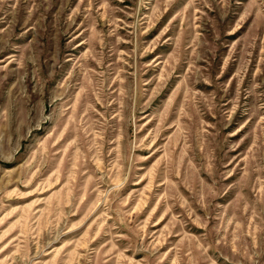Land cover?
Returning a JSON list of instances; mask_svg holds the SVG:
<instances>
[{
	"label": "rangeland",
	"instance_id": "374dc122",
	"mask_svg": "<svg viewBox=\"0 0 264 264\" xmlns=\"http://www.w3.org/2000/svg\"><path fill=\"white\" fill-rule=\"evenodd\" d=\"M0 264H264V0H0Z\"/></svg>",
	"mask_w": 264,
	"mask_h": 264
}]
</instances>
